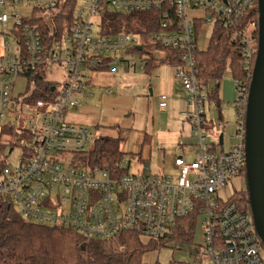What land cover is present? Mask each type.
<instances>
[{
	"label": "built area",
	"instance_id": "built-area-1",
	"mask_svg": "<svg viewBox=\"0 0 264 264\" xmlns=\"http://www.w3.org/2000/svg\"><path fill=\"white\" fill-rule=\"evenodd\" d=\"M64 2L0 0V130L16 128V140L10 145L21 151L14 168H0V202L30 225L66 228L84 240L101 242L115 239L121 232H133L144 246L170 235L176 220L197 206L199 239L195 226L190 243L163 245L188 253V261L172 264H264V246L251 213L236 209L228 189L231 185L234 192L235 181L244 180V119L258 44L253 22L244 28L236 23L257 7V0H76L69 29L59 40L44 44L39 25L30 21L50 20ZM23 4L30 7L28 17L17 12ZM35 11H39L36 16ZM150 11L158 13L161 31L145 32L143 38L125 31L110 32L103 22L108 13ZM216 20L232 30L231 40L238 43L245 73L243 80L233 82L237 141L222 152L210 150L202 134L209 103L205 87L197 81L192 55L201 28L212 27ZM144 44L152 46L151 55L163 52L160 49L181 51L177 63H164L193 103V111L184 112L181 121L192 127L198 143L194 161L174 159L176 178L150 174L145 167L128 172L124 157L111 169L89 164L95 139L87 128L66 120L67 113L80 106L81 98L91 97L92 73H115L118 68L143 71L152 57L144 53ZM133 48L144 50L138 54ZM40 70L47 74L60 71L62 78L51 86L52 92L50 87L43 98L33 101L26 125L16 126L15 122L14 127L7 116L16 108L15 81L23 77L26 85L34 86L24 75ZM158 99L159 108L164 109L166 95ZM119 169L126 173L118 175ZM223 189L225 199L219 197ZM152 252L144 256L145 263Z\"/></svg>",
	"mask_w": 264,
	"mask_h": 264
},
{
	"label": "trees",
	"instance_id": "trees-1",
	"mask_svg": "<svg viewBox=\"0 0 264 264\" xmlns=\"http://www.w3.org/2000/svg\"><path fill=\"white\" fill-rule=\"evenodd\" d=\"M75 4L76 0H65L63 7L61 6L59 12L50 20L45 21L40 17L30 21L39 25L44 44L59 40L65 30L69 29ZM38 14L39 11L34 12L35 16ZM157 18L156 11L128 15L108 13L103 15V22L105 27L110 28V32L124 29L144 34L161 31ZM257 19L258 11L255 8L249 10L236 26L244 28L253 22L256 26L254 34L257 37ZM198 29L199 27L196 34ZM231 34L232 30L228 26H225L221 20H216L211 27L206 50L204 52L195 50L192 54L197 81L205 87L207 101L214 107L219 106L217 85L226 72L230 73L232 82L243 80L245 77L240 65L242 54L237 41L231 40ZM143 50L131 49L138 54L143 53ZM160 50L165 54L162 62L169 64L178 62L180 49ZM151 61V58L147 60L145 68ZM24 76L28 82H34L35 90L29 98L32 101L43 98L48 93V89L55 85L54 82L46 81L47 73L43 70L35 74L27 73ZM121 159L123 154L117 140L101 136L95 138L89 153V164L108 166L111 169ZM0 167H3L2 163ZM125 173L126 169H119L117 174L121 176ZM242 175L244 177V171ZM230 197V202L235 204L238 211L250 214L245 192H233ZM198 213L195 206L189 215L176 220L170 235L157 243L152 242L144 246L133 232H121L115 239L101 242L84 240L74 231L66 228L30 225L0 202V264H148L143 261L144 256L162 248L165 242L187 244L192 241Z\"/></svg>",
	"mask_w": 264,
	"mask_h": 264
},
{
	"label": "crops",
	"instance_id": "crops-1",
	"mask_svg": "<svg viewBox=\"0 0 264 264\" xmlns=\"http://www.w3.org/2000/svg\"><path fill=\"white\" fill-rule=\"evenodd\" d=\"M205 29L202 27L197 37L199 52H204L209 43L208 28ZM152 50L144 53L151 55ZM151 56L152 61L143 71L118 68L115 73L107 70L92 73L88 88L91 97L81 98L80 106L68 112L66 120L87 128L97 137L117 140L129 162L128 172L135 165L133 173L145 167L150 174L172 175L177 172L173 165L175 158L186 161L195 158L197 138L192 127L181 121L183 113L192 112L194 106L189 94L174 80L172 69L162 62L164 52L155 51ZM224 76L217 85L219 106L207 105L202 128L210 150L220 152L229 150L237 141V119L233 126H228L220 109L221 102L231 101L232 106L235 100L230 73ZM162 94L166 95L164 109L158 106V96ZM210 106L216 112L215 117ZM1 133L0 130V136Z\"/></svg>",
	"mask_w": 264,
	"mask_h": 264
},
{
	"label": "water",
	"instance_id": "water-1",
	"mask_svg": "<svg viewBox=\"0 0 264 264\" xmlns=\"http://www.w3.org/2000/svg\"><path fill=\"white\" fill-rule=\"evenodd\" d=\"M257 11L258 44L244 119V182L253 225L264 246V0H257Z\"/></svg>",
	"mask_w": 264,
	"mask_h": 264
},
{
	"label": "rangeland",
	"instance_id": "rangeland-1",
	"mask_svg": "<svg viewBox=\"0 0 264 264\" xmlns=\"http://www.w3.org/2000/svg\"><path fill=\"white\" fill-rule=\"evenodd\" d=\"M63 7V6H62ZM61 7V8H62ZM257 7H254L252 10H254ZM17 12L20 17H28L30 12V7L27 5H21L17 8ZM49 15H52L50 13ZM208 30L206 32L207 37L210 36L211 32V26L208 25ZM125 31L130 34H139L142 38L144 37V34H140L139 32H133L132 30L126 31L124 29L117 30L115 32ZM113 32V31H112ZM145 41H147V38H145ZM145 51H148V49H152V46L149 44L143 45ZM223 76L222 79H224ZM62 78V74L60 71H54L49 72L46 77V81L54 82L55 84H59V81ZM226 79V78H225ZM235 87V86H234ZM35 90V87L32 84L26 85V81L23 77L17 78L15 81L14 89L12 91L13 97L16 101V108L15 110L11 111L9 115L7 116V120L10 121L11 125H15V122H17L16 126H24L31 118V112L33 108V101L32 100H25L22 101L25 97L31 95L33 91ZM236 96V92H235ZM234 96V97H235ZM236 98V97H235ZM231 101L221 102V112L223 116V122L226 123L228 126H233V124L236 122L237 119V112L234 110V108L231 106ZM213 105V104H212ZM214 106V105H213ZM210 112L213 117L216 116V112H214L213 107L210 106ZM15 116H18V121L15 120ZM14 126V127H16ZM91 139L97 138V136L94 133H90ZM16 140V128L13 129V131H8V129L3 128L2 133L0 136V164H3V167H7L9 169L14 168L16 165L18 159L21 156V151L17 148H14L10 145V143L15 142ZM10 145V146H9ZM1 168V167H0ZM135 165L131 166V169L129 172H132L134 170ZM173 169H170L172 171ZM172 178H176V174L171 175ZM235 191L234 192H240L243 191L246 194L245 191V182H243V179L239 181H235ZM228 189L233 193V188L231 185H229ZM225 190H221L219 193V197L222 199H225ZM13 211V210H12ZM196 239H199L198 234L201 231V226L199 223L196 224ZM175 243V242H172ZM181 244V243H176ZM183 244V243H182ZM174 245H167L165 247H162L156 251V253H153L146 256L148 257L146 259V263H156V264H172L182 261H188V253H186L184 250H177L173 248ZM176 248H180L179 245L176 246Z\"/></svg>",
	"mask_w": 264,
	"mask_h": 264
}]
</instances>
